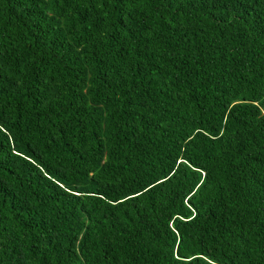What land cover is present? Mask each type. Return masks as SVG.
<instances>
[{"label": "trees", "instance_id": "trees-1", "mask_svg": "<svg viewBox=\"0 0 264 264\" xmlns=\"http://www.w3.org/2000/svg\"><path fill=\"white\" fill-rule=\"evenodd\" d=\"M0 264H264V0H0Z\"/></svg>", "mask_w": 264, "mask_h": 264}]
</instances>
